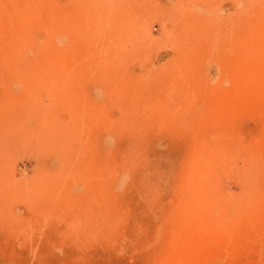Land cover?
<instances>
[{
    "label": "rangeland",
    "instance_id": "374dc122",
    "mask_svg": "<svg viewBox=\"0 0 264 264\" xmlns=\"http://www.w3.org/2000/svg\"><path fill=\"white\" fill-rule=\"evenodd\" d=\"M256 2L0 0V264H264Z\"/></svg>",
    "mask_w": 264,
    "mask_h": 264
},
{
    "label": "bare ground",
    "instance_id": "6f19581e",
    "mask_svg": "<svg viewBox=\"0 0 264 264\" xmlns=\"http://www.w3.org/2000/svg\"><path fill=\"white\" fill-rule=\"evenodd\" d=\"M252 1V0H251ZM258 5L259 0H254ZM254 5L253 7H255ZM244 48L248 49L251 53H255L257 56H264V53L261 48L262 46H258L256 42L251 40L250 38L247 41L240 42ZM258 51V52H255ZM252 60V59H251ZM249 66H243L241 64L235 66L234 73H235V82L237 86L245 85L249 81L251 77V73L248 71ZM242 71L244 73H242ZM264 92V88L262 90ZM220 100V99H219ZM224 100H220L222 102ZM219 106L220 103H219ZM199 147V146H198ZM219 221V220H218ZM185 222L182 229L178 232V242L181 243L185 252L182 254L184 258L188 257H196L202 255L203 253L209 251L213 248H219L222 244L227 242L226 238L228 235L227 232L229 229V223H224L222 220L221 222H209L205 217H195L192 218L188 217L183 220ZM214 223V224H212Z\"/></svg>",
    "mask_w": 264,
    "mask_h": 264
}]
</instances>
